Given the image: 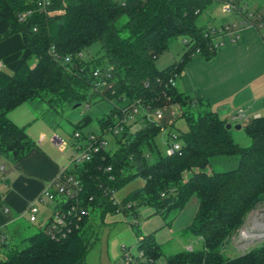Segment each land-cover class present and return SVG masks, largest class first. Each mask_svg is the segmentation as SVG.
Segmentation results:
<instances>
[{
    "label": "trees",
    "instance_id": "obj_1",
    "mask_svg": "<svg viewBox=\"0 0 264 264\" xmlns=\"http://www.w3.org/2000/svg\"><path fill=\"white\" fill-rule=\"evenodd\" d=\"M212 3L52 0L53 13L47 15L38 11L34 0H0V21L9 23L0 40L20 34L27 51L14 73L0 69V162L12 164L35 146L24 128L8 116L31 100H44L52 114L65 106H89L100 97L108 112L85 116L77 127L95 118L102 134L128 120L131 108L139 104L150 110L181 106L188 130L178 136L179 151L161 154L156 139L166 125L143 115L131 126L125 125L124 132L115 138L116 151L102 150L92 161L70 171L82 185L79 205L85 211L98 210L101 218L108 212L136 213L137 207L151 206L164 219H174L193 196L198 197L196 218L184 230L192 240L187 249L166 255L164 245L152 235L142 236L138 247L143 255L136 256L135 264H264V240L245 248H237L233 241L249 214L264 203V116L249 120L245 131L251 144L240 146L226 128L227 121L208 103L179 92L175 86L193 58L211 64L218 52L210 34L213 28L197 24L199 14ZM24 11L32 13L20 21L19 14ZM123 19L126 21L121 23ZM178 38H184L187 51L176 63L157 68L156 60ZM96 42L101 44L102 56L86 59L85 50ZM32 58L36 59L34 66L29 64ZM65 58L69 61H62ZM98 69L109 74L106 85L94 75ZM103 108V104L98 106ZM138 123L141 126L133 130V124ZM234 157H238L234 168L215 169L218 161ZM138 178L144 180L143 186L121 202L111 198L112 192ZM89 216L61 240L51 238L44 226L22 236L31 225L22 219L14 221L8 227L11 239L17 237L27 246L11 247L7 240L0 264H86L91 246L86 237L91 228ZM230 243L233 247L227 254Z\"/></svg>",
    "mask_w": 264,
    "mask_h": 264
},
{
    "label": "crops",
    "instance_id": "obj_2",
    "mask_svg": "<svg viewBox=\"0 0 264 264\" xmlns=\"http://www.w3.org/2000/svg\"><path fill=\"white\" fill-rule=\"evenodd\" d=\"M8 28V22L0 21V37ZM238 36L234 42L225 40L211 64L193 58L175 82L179 92L208 103L225 121L238 110L246 113L247 109L249 118L264 116V41L259 31L250 26L243 27ZM26 55L20 34L0 40V61L4 71L14 73ZM43 113V106L35 99L8 114L10 120L23 127L35 144L29 153L10 165L7 176L2 180L3 192L0 181V236L5 234L2 230H6L8 239V227L23 217L27 219V209L32 203L39 208L40 223L36 225L28 220L30 225L41 226V222L48 220L52 206L37 202V198L59 171L70 164L64 153L68 145ZM3 166L6 172V164Z\"/></svg>",
    "mask_w": 264,
    "mask_h": 264
},
{
    "label": "rangeland",
    "instance_id": "obj_3",
    "mask_svg": "<svg viewBox=\"0 0 264 264\" xmlns=\"http://www.w3.org/2000/svg\"><path fill=\"white\" fill-rule=\"evenodd\" d=\"M239 4L241 8L247 10L249 14H253L254 16L259 14L264 15V0H239ZM224 7L225 6L222 0H213V3L210 4V6L201 14H199L197 24L201 27L206 26L208 28H221L227 25H237V32H240L243 28L241 27V23L243 22L244 17L240 13L227 12ZM125 21L126 19H123L121 23ZM225 38L226 40L230 39L229 36H226ZM187 49L188 47L184 45V38L174 40L168 51L162 53L156 60V67L163 69L176 63L181 59ZM102 54L103 51L101 44L100 42H96L85 50L84 57L86 59H91L92 57L102 56ZM29 64L30 66H34L36 64V59L32 58L29 61ZM99 99L100 97L96 98L89 106L87 103L65 106L59 111V113L54 112L52 114L48 111L49 108L47 103L44 102V100L38 99L44 108L43 116L47 118V121L49 120V123L51 122L50 125L55 129L57 135L68 145V149L64 153L69 158V161L75 155V146L77 141L74 134L77 130H81L84 134H88L90 132L101 134L98 121L95 118L90 124L80 129L77 127L78 123L85 116L96 117L104 112H108V108L104 104V101L99 102ZM102 104L104 105V108L98 109V106ZM145 111V108L141 109V114L139 116L142 117ZM246 111V113H248L247 109ZM238 112L239 110L235 111L231 118ZM158 118L159 117H157V119ZM250 119L251 118L248 116L247 120H241L238 122H234L232 119L227 120V124L232 126L231 133L234 141L243 147H247L251 144V139L245 131V127L249 123ZM137 120L138 118L136 121ZM134 122H129L128 124L130 125ZM158 122L166 125L156 139L160 153L166 154L168 153L169 145L171 143L177 142L181 144L178 136L187 132L188 126L186 120L182 117L181 112L175 111V108L162 109V117L158 119ZM236 125H241V129H236ZM140 126V123L136 125L133 124L132 129L135 130ZM172 136L177 138L173 140ZM107 138L109 139L108 151H116L118 148L115 139L116 137L113 135H107ZM232 159L233 160L231 161L227 160V162L221 163L218 161L217 164L214 165L215 169L223 171L234 168L238 163V157H234ZM1 164H6L7 166L6 172L0 171L1 192H3L4 183L2 180L7 176L11 164L6 161H3ZM143 185L144 180L142 178H138L133 182L126 184L122 189L115 193L116 202H121L131 191ZM198 209L199 199L196 195L189 200L185 208L174 219L172 216L164 219L160 214H157L155 208L151 206L137 207L135 209L136 213L132 210L128 212H108L103 218L100 217V212L94 209L93 212L90 211L89 213L91 228L87 232L86 237L91 246L85 262L86 264H125L126 254L130 253L133 257L139 256L140 250L138 247V241L142 236L145 237L152 235L151 237L158 244L164 245L166 255L174 254L187 249L186 246L189 245L192 240L184 234V230L191 226L194 222ZM263 215L264 203L259 205L249 214L247 221H249V226L253 230L261 231L264 228L262 224H259L256 221V219H258V221H260L259 219L264 221ZM28 220L29 214L27 219L23 217V221L30 225ZM38 231V226L31 225L27 228L24 234H22V236L32 235ZM2 233L6 234V230H2ZM8 241L11 243V247H16L18 249H22L27 246L26 242H21V239L17 237L13 240L9 237ZM235 241L238 242L239 239L236 238ZM250 244L252 243L249 242L241 244L237 248H245L247 246H251ZM232 247V243L227 246V254L230 253V249H232ZM231 254L234 255V253ZM4 256L5 248L3 247V244H1L0 259ZM163 260L164 258L162 261Z\"/></svg>",
    "mask_w": 264,
    "mask_h": 264
},
{
    "label": "built area",
    "instance_id": "obj_4",
    "mask_svg": "<svg viewBox=\"0 0 264 264\" xmlns=\"http://www.w3.org/2000/svg\"><path fill=\"white\" fill-rule=\"evenodd\" d=\"M37 4L38 11L43 14H51L53 11L51 10L52 0H34ZM224 3V9L227 12H235L240 13L244 20L241 23V27H254L259 31L261 38L264 41V15H256L249 14L247 10L241 8L239 4V0H222ZM31 11H24L19 14V20L25 21ZM255 18V19H253ZM237 25H227L221 28H213L210 32L213 39V48L220 49L226 40V36L230 37V40L237 41L239 36L237 32ZM209 35V34H208ZM186 42V41H185ZM81 55V54H80ZM61 59V58H60ZM62 61H69L68 58L62 59ZM0 69H2V63L0 61ZM94 75L103 81V85L107 84V80L109 74L105 72H101L99 69L95 71ZM174 84V81H170ZM110 88V86H109ZM141 104L138 106H134L131 108V114L128 116V120H122L119 123H116L114 126H110L106 130V134H95L89 133L86 136L80 131H76L74 137L76 138V146H75V155L72 159H70L69 166L62 168L57 177L47 185L44 191L37 198V202L45 203L52 206V213L46 222H41V226L46 228L47 234L57 240L67 238L73 230L78 229L79 223L82 221L85 215H89L90 211H85L83 207L79 205V195L81 192V182L78 177L70 171L74 166L83 165L87 162L92 161L93 157L100 153L102 150H108L109 139L107 135H113L114 137L120 136L124 130L125 125H128L129 122H134L137 119V116L141 114ZM146 109L144 115L148 116L152 121L158 123V119L162 117V110H150L147 107H143L142 109ZM168 108H175V111H179L182 114V108L180 105H173ZM154 116V117H153ZM157 117H159L157 119ZM234 122H238L241 120H247L248 117L244 110H240L236 113L232 118ZM126 123V124H125ZM177 137L172 136V139L175 140ZM62 146V143L60 144ZM181 149V144L177 142H173L169 145V150L167 154H172ZM5 167L0 165V171L4 172ZM111 198L115 200V192H112ZM116 202V200H115ZM29 214V222L38 224V213L39 208L35 203L29 205L28 209ZM264 216V215H263ZM256 219L257 223L262 224L264 226V221L261 219ZM236 238L239 239L236 242ZM264 239V228L261 231H255L249 226V221L245 224V226L241 229L239 234L233 238V241L237 245L251 243L253 241ZM8 240V237L5 234H1L0 236V245L5 244ZM126 251V249L124 248ZM143 253H139L141 257ZM125 264H135L136 257H133L130 253L125 255Z\"/></svg>",
    "mask_w": 264,
    "mask_h": 264
},
{
    "label": "water",
    "instance_id": "obj_5",
    "mask_svg": "<svg viewBox=\"0 0 264 264\" xmlns=\"http://www.w3.org/2000/svg\"><path fill=\"white\" fill-rule=\"evenodd\" d=\"M226 128H227L228 130H230V129L232 128V126H231L230 124H227V125H226ZM235 128H236V129H241V125H236ZM7 245H8V244L6 243V244H5V247H7Z\"/></svg>",
    "mask_w": 264,
    "mask_h": 264
}]
</instances>
